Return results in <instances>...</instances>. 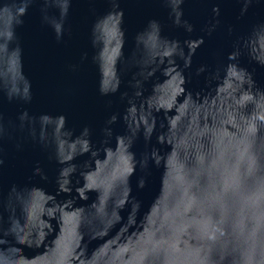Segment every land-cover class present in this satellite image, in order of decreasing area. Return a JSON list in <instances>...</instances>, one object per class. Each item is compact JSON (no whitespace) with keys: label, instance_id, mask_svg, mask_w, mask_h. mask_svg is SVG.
Here are the masks:
<instances>
[{"label":"water","instance_id":"water-1","mask_svg":"<svg viewBox=\"0 0 264 264\" xmlns=\"http://www.w3.org/2000/svg\"><path fill=\"white\" fill-rule=\"evenodd\" d=\"M0 264H264V0H0Z\"/></svg>","mask_w":264,"mask_h":264}]
</instances>
